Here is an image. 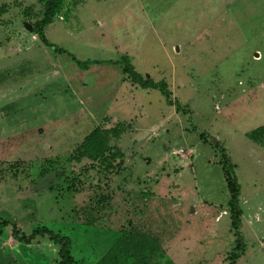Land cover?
<instances>
[{"label": "rangeland", "instance_id": "rangeland-1", "mask_svg": "<svg viewBox=\"0 0 264 264\" xmlns=\"http://www.w3.org/2000/svg\"><path fill=\"white\" fill-rule=\"evenodd\" d=\"M41 17L38 0H0V217L67 235L73 264L123 233L156 240L148 264H264V0H66L43 29L63 52L32 31ZM125 58L175 104L133 83ZM94 128L123 130L104 157L77 152ZM57 260L47 237L0 234V264Z\"/></svg>", "mask_w": 264, "mask_h": 264}, {"label": "trees", "instance_id": "trees-1", "mask_svg": "<svg viewBox=\"0 0 264 264\" xmlns=\"http://www.w3.org/2000/svg\"><path fill=\"white\" fill-rule=\"evenodd\" d=\"M66 0H38L40 4H42V17L37 20L33 25V32L41 39L43 44L49 45L54 48L55 51L63 52V50L56 48L53 44L49 43L44 34V27L51 23L54 16L61 13L63 9V5ZM30 8L25 10V13L29 15ZM72 59L77 63L81 68H87L88 64L95 63L97 60H92L88 62H81L72 56ZM124 65L122 67V72L127 75L130 80L141 88H156L160 90V92L166 98L168 104H175V102L171 101L169 98L170 93L167 89V84L165 81H153L150 78H143L139 73H137L133 67L127 62L125 58L123 60ZM176 109L179 107L176 105ZM122 129L111 128V129H101L94 128L90 131L83 142L77 148L78 153H82L84 155H88L89 157H104V153L108 152L110 149L108 146V139L110 136L114 138H119L122 133ZM204 135L201 133L200 137L202 138ZM113 148L111 153H109V157L116 158V153ZM221 156H220V164L223 172L224 180L226 183V187L228 189L229 198L227 201L228 210L231 218V227L235 230L237 238L235 240V250H240L241 242L240 235H238V228L240 222V214L241 210L238 207V195H239V183L237 181L235 175V165L231 162L230 158L225 153V149L220 147ZM9 226L11 231V237L20 243L29 244L31 243L37 236L47 237L54 245L57 246V256L58 260L52 264H73L74 258L71 254V239L67 235H62L56 232H53L51 229L46 226H39L32 229L29 234H24L20 231L19 227L10 222L7 219L0 217V234L5 227ZM140 237V239H139ZM159 245L153 238H148L146 236H138L135 234H125L123 233L119 236L110 249L111 254H106L102 258H100L94 264H118L117 260L119 259V254L122 253L126 257L131 258L135 264H148L151 252L158 250ZM237 253L233 252L231 254V259L237 258ZM230 264V263H229Z\"/></svg>", "mask_w": 264, "mask_h": 264}, {"label": "water", "instance_id": "water-1", "mask_svg": "<svg viewBox=\"0 0 264 264\" xmlns=\"http://www.w3.org/2000/svg\"><path fill=\"white\" fill-rule=\"evenodd\" d=\"M25 27L27 28V29H30V25L29 24H27V23H25Z\"/></svg>", "mask_w": 264, "mask_h": 264}]
</instances>
